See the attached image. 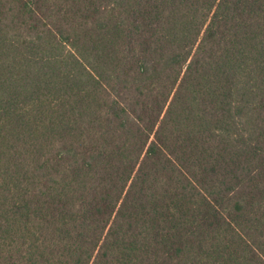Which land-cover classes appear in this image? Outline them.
Instances as JSON below:
<instances>
[{
  "label": "trees",
  "instance_id": "1",
  "mask_svg": "<svg viewBox=\"0 0 264 264\" xmlns=\"http://www.w3.org/2000/svg\"><path fill=\"white\" fill-rule=\"evenodd\" d=\"M0 264H264V0H0Z\"/></svg>",
  "mask_w": 264,
  "mask_h": 264
}]
</instances>
